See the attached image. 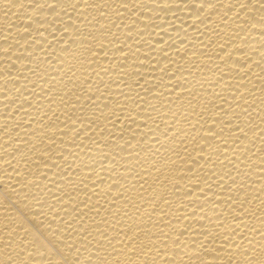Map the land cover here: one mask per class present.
<instances>
[{
  "label": "bare ground",
  "instance_id": "1",
  "mask_svg": "<svg viewBox=\"0 0 264 264\" xmlns=\"http://www.w3.org/2000/svg\"><path fill=\"white\" fill-rule=\"evenodd\" d=\"M0 264H264V0H0Z\"/></svg>",
  "mask_w": 264,
  "mask_h": 264
}]
</instances>
